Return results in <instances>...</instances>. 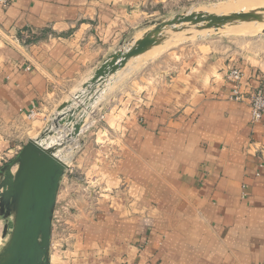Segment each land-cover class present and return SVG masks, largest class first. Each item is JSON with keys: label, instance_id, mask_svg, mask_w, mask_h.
<instances>
[{"label": "crops", "instance_id": "1", "mask_svg": "<svg viewBox=\"0 0 264 264\" xmlns=\"http://www.w3.org/2000/svg\"><path fill=\"white\" fill-rule=\"evenodd\" d=\"M144 2L0 3V122L33 104L58 109L84 88L144 34ZM231 68L243 71L244 87L264 88L263 56L212 41L162 77L149 72L110 93L107 128L92 133L124 139L100 160L112 190L49 264H264V120L252 124L248 102L230 98ZM104 96L92 106L104 108ZM9 147L0 138V169Z\"/></svg>", "mask_w": 264, "mask_h": 264}, {"label": "rangeland", "instance_id": "2", "mask_svg": "<svg viewBox=\"0 0 264 264\" xmlns=\"http://www.w3.org/2000/svg\"><path fill=\"white\" fill-rule=\"evenodd\" d=\"M142 8L146 12L141 27L144 33L153 29L159 22L190 13L229 15L237 12L258 11L263 14V18L234 21L219 28H203L201 25L184 23L176 29H165L161 34L162 42L159 45L132 58L133 60L127 63L126 68L107 77L102 83L97 84L94 90L91 91L84 86L79 90L70 91L71 97L64 103L72 102L73 107L78 105L84 107L83 126L87 124L84 134L70 135L71 129L70 126L67 128V125L55 128L54 119L59 115V107L62 104L58 109L48 107L41 110L39 107L32 117L28 115L19 117L15 122H0V138L10 146L6 152L9 156L3 155L0 183L4 177L3 168L15 159L30 138H38L43 142L55 138L56 143L49 146H54L55 152H58L68 165L60 183L53 216L49 258L51 260L52 257L55 262L62 260L63 251L70 249L74 243L75 226L79 217L84 213H93L97 209L101 196L104 197L103 195L112 190L111 185L106 181V169L100 168V160H109L110 146H120L124 139L110 138L105 132V134L100 132L98 135L92 133L100 129L105 131L107 128L103 117L108 111L106 106L111 102L108 98L110 93L112 97L116 96L118 91L127 89L133 80H138L149 72L151 77L159 78L157 74H161L162 77L165 71L173 69L175 62L212 41L228 44L235 50L246 49L250 53L264 57V11H260L264 8V0H145ZM133 43L134 41L131 45ZM102 92L107 99L104 102V108L99 110V105L93 107L92 104ZM51 110H54L53 114ZM80 115L77 114V118L80 119ZM12 170L15 172L17 166H13ZM124 183L122 177L119 180L120 188L124 189ZM1 191L4 189L0 186ZM13 225L12 213L6 207H0V251L7 245Z\"/></svg>", "mask_w": 264, "mask_h": 264}, {"label": "water", "instance_id": "3", "mask_svg": "<svg viewBox=\"0 0 264 264\" xmlns=\"http://www.w3.org/2000/svg\"><path fill=\"white\" fill-rule=\"evenodd\" d=\"M264 11V8L260 9ZM258 11L216 15L206 12L178 15L159 22L153 29L134 40L133 45L111 54L96 70L85 86L94 90L97 84L124 68L127 63L162 42V33L167 28L176 29L184 23L201 25L203 28H219L234 21L261 20ZM84 107H73L72 102L59 107L54 119L56 129L70 126V135L77 136L83 127ZM80 115V119L77 118ZM13 166L17 170L13 172ZM67 163L55 152L54 146L43 144L38 138H30L18 155L6 164L0 186V207L12 213L14 225L7 245L0 251V264H49L52 225L55 205L61 180Z\"/></svg>", "mask_w": 264, "mask_h": 264}, {"label": "built area", "instance_id": "4", "mask_svg": "<svg viewBox=\"0 0 264 264\" xmlns=\"http://www.w3.org/2000/svg\"><path fill=\"white\" fill-rule=\"evenodd\" d=\"M12 0H0L3 6L10 5ZM244 73L241 69L231 68L227 74V80L231 84L230 98L236 101H247L251 108V122L258 124L264 120V88L262 85L258 87H244ZM39 109L38 104H33L28 112V117H32Z\"/></svg>", "mask_w": 264, "mask_h": 264}, {"label": "bare ground", "instance_id": "5", "mask_svg": "<svg viewBox=\"0 0 264 264\" xmlns=\"http://www.w3.org/2000/svg\"><path fill=\"white\" fill-rule=\"evenodd\" d=\"M43 144H47V145H53V144H55L56 143V140H55V138H50V139H48L46 142L44 141H41ZM61 159H63L64 160V158H62L61 156H60V154L57 152L56 153Z\"/></svg>", "mask_w": 264, "mask_h": 264}]
</instances>
